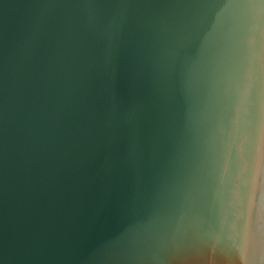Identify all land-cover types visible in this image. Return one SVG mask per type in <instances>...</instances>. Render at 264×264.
I'll list each match as a JSON object with an SVG mask.
<instances>
[{"label": "water", "instance_id": "1", "mask_svg": "<svg viewBox=\"0 0 264 264\" xmlns=\"http://www.w3.org/2000/svg\"><path fill=\"white\" fill-rule=\"evenodd\" d=\"M0 264H264V0H0Z\"/></svg>", "mask_w": 264, "mask_h": 264}]
</instances>
